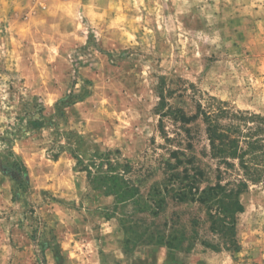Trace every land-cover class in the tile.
Here are the masks:
<instances>
[{
	"label": "rangeland",
	"instance_id": "1",
	"mask_svg": "<svg viewBox=\"0 0 264 264\" xmlns=\"http://www.w3.org/2000/svg\"><path fill=\"white\" fill-rule=\"evenodd\" d=\"M160 89L187 115L213 97L264 116V0H0V264H264V183L241 195L239 251H186L132 240L76 167L73 150L118 149L146 190L180 147L214 182L204 124L160 125ZM135 216L197 217L211 236L196 203Z\"/></svg>",
	"mask_w": 264,
	"mask_h": 264
},
{
	"label": "trees",
	"instance_id": "2",
	"mask_svg": "<svg viewBox=\"0 0 264 264\" xmlns=\"http://www.w3.org/2000/svg\"><path fill=\"white\" fill-rule=\"evenodd\" d=\"M157 93L155 110L160 125L165 117L182 125L197 119L204 124L209 154L216 160L214 182L203 184L206 181L203 168L190 158L182 157L185 154L180 147L168 150L173 162H165L163 179L150 184L146 190L143 186L145 178L136 176L138 170L118 149L87 153L73 150L76 167L85 173L93 188L113 196V210L121 212L122 228L133 234V239L130 236L126 241L143 239L169 249L186 251L199 242L213 251H239L237 215L244 210L241 195L251 184L264 183V116L234 110L213 97L206 106L197 104L196 111L187 115L182 108L167 104L162 89ZM28 116L27 127L31 129L40 127L45 120L43 110L38 106ZM161 131L165 140H172L162 127ZM9 166L13 175L22 176L23 163L14 159ZM168 197L175 202L198 204L204 213L203 221L208 224L210 238L200 236L197 217L190 218L187 228L177 216L163 223L154 220L148 223L135 216L137 212L158 216ZM138 227H142L141 230Z\"/></svg>",
	"mask_w": 264,
	"mask_h": 264
}]
</instances>
